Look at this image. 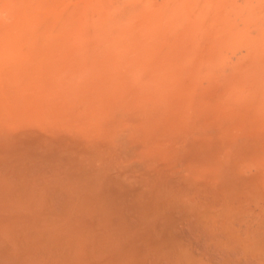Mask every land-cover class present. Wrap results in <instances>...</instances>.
I'll use <instances>...</instances> for the list:
<instances>
[{
	"label": "rangeland",
	"instance_id": "obj_1",
	"mask_svg": "<svg viewBox=\"0 0 264 264\" xmlns=\"http://www.w3.org/2000/svg\"><path fill=\"white\" fill-rule=\"evenodd\" d=\"M16 1L17 0H13V1L12 0H7V1L0 0V13L4 9V13H3L4 15L2 14V16L4 17L5 11L8 10L7 12L9 14L11 13L9 15L10 18H12L11 16H13L14 18L11 20L12 25H10L11 24L10 19L9 18L6 19L7 15L3 18L4 20L0 16L2 19L0 21L3 22L0 24V26L3 25L0 28V32L2 31L0 34V46H1V49L3 50V52H1V49H0V52H1L0 53V63H1L0 70L2 66L3 67H5V65L7 66V68L6 67L3 68L0 72L1 74L0 80H1V83L6 82V84L9 83V85H11L10 87H8L9 85L6 86L5 84H3L4 87L0 88L1 91L2 89H5L4 96L2 94L3 91L0 93V107H1L0 108V117H1L0 121L2 119L4 120L0 122V126L2 125L3 127L7 125L6 127L2 129L0 128V138L1 139H3L4 137L10 138L7 140V142L6 140L3 141V144H5V142L7 143L4 146L2 145L0 141L1 143L0 161L2 160L1 163L4 161L3 163L7 165V168L10 169L11 166L8 165V160L7 159L3 160V159L6 158L7 155H8V158L11 156L10 157L11 162L13 159V161H15L16 164L9 162L10 165L12 166L13 164L14 166L17 165L19 170L23 169V172L25 169L26 175L28 174L26 170L29 171V167H30V165L29 167L27 165L29 164V162L32 161L33 170H31L32 169V166H31L29 174H28L30 175V177L33 176V174L34 175L37 174L34 177H37L38 174L40 175L41 173H38L39 169L40 171H43L45 178L48 177L47 181L51 177L52 174L53 175L57 174L54 176L55 178L54 181L57 182L56 180H59L57 183H59V185H62L60 186L61 189L64 186V184L65 185L67 184L66 182L68 181H70L68 185L70 184L69 186L71 187L72 190L78 189L77 186L80 185L79 193L81 195H83L82 193L84 194L86 193L85 196L83 195L86 199L85 198L83 199L82 197L83 201L81 203V206L83 208L86 207L85 204L90 209L91 206H93L94 204L98 203L97 205H99V203L102 202L100 203V205L102 204L101 208L102 206H104L106 207L105 210H107V211H104L103 208L102 210L99 205L101 212L99 208H98L99 210L98 213L96 211L92 212V213H95L93 214V216L98 215L92 219L89 218L90 210L88 212L89 215L86 214L87 212L84 213L86 214L85 215L86 217L84 215L80 217V214L77 215V213L73 212L75 216H72V218L70 219L71 220L73 219V220L71 221L69 219V221L71 222V227H75V231L71 229V233H69V235L72 234L73 237L75 238H73L71 235L70 239L68 240L66 239L64 242L58 244L57 247H60V248H58V250L55 251L57 252L56 255L58 256V253H59V256H60V257L56 256L57 258L56 260H58V264H62V263L67 264V260H68V264H72L73 262H75L74 264H78V261L80 260H83L84 264L85 263L87 264L88 263L89 264H109V263L111 264H136V262L137 264L138 262L139 264H264V110H263L264 108H262V116H260V113H261L260 107L262 105V99L261 98L259 99V102L261 101V105L260 103H258V101H256L257 95L261 96L262 92L260 94L259 93L260 90L256 91L255 90L256 88H254L255 91L250 92L248 89L252 90L253 88L251 87V84L247 81L243 83L242 82L239 83L238 80H240L241 75H238L237 70H236L237 69L236 66L238 65V63H236V61H233L234 59H232V61L229 60V62H227L226 65L217 67V69L213 71L212 69L210 71L207 70L208 73L204 67V71H202L204 76L202 75V73H201L202 75L201 76L200 72H198V71L203 70V66L201 63L203 62L205 65L206 64L205 61H209L212 58V56L214 57L215 54H218L216 50H214V52L213 50L210 51L209 49V44L211 43L210 40L208 38L205 39L204 37L202 39H199V41L195 40L196 41L195 43V41H193L194 39L192 38L189 39V35L184 34V33H183V37L181 38L179 36L178 38L177 37L174 38L173 35H170L171 37L173 36L171 40L168 39L170 38L169 35H165L167 42L168 41L174 42V44L173 43L170 44L171 47H168L169 44L167 45L165 38L163 39L164 34L160 33L162 36H160L159 34L158 35L159 39H158L157 34L155 35L154 32H152L153 33L152 36L148 35L150 37L149 41L148 40L145 41L146 38H144V35H143L144 32L142 33V29H141L144 25V23L142 25L141 22H143L142 20L144 19H142V16H140L139 13H138V17L136 14V17L133 18L134 11L132 9H134L135 4L134 6H131L129 0H121V1L120 0H115V1L105 0L106 3L103 0L102 4L104 6V3H105V12L107 14V16H105L106 18H104V21L105 22L107 21V23H104V28H102V33L100 35V37L102 36L103 38V43L101 42V39L94 38L96 36V34L94 33H91L85 36L84 39H82V37L80 38L78 37V40H76L77 36H72L69 34L66 36L68 37L70 36V38L72 37L74 39L76 37L75 39V42H77L76 44L74 42V39L72 40L74 43L73 47H72L73 43L71 44V39L69 38L70 41H68L69 42L68 43L66 41L68 37L65 36L64 39H61V40L57 39L54 41L52 47L55 49V51L52 52V50H50V52H52L53 54L50 53L49 51L48 53L45 51L47 53L46 54L45 52H41V50L38 49L39 43L33 46V44L36 43L35 41L36 38L35 39L31 38L32 39L31 41L30 33H28V36L26 34L27 33L26 30L30 32L28 30V25L30 24V21H31L30 18L26 20L27 26L22 25V24H25L24 16L26 15V12L24 11L26 10L27 6H28L27 11H28L29 1L27 0V4H28L27 6L26 4H24L25 0L21 1L22 2L21 6L24 9V10L21 9L22 7L20 8V13L21 11L22 13L24 12L22 16L24 20L23 21L20 20L22 24L19 22V20L18 22L16 21V18H18V15H19V9L18 11L15 10V6H16V9L17 7L19 8L20 6L16 4ZM7 2L9 3L8 5L6 4ZM47 2L48 1L46 0L45 1L46 4L43 3L44 7L48 6ZM18 3L21 4L19 1ZM2 4H3V7L1 8ZM23 4L25 5V7ZM69 4L70 6L73 7L72 2ZM139 5H140V8L142 9L141 4ZM161 5L162 4H160L157 8H159ZM163 6L165 10L168 9L166 5H162L159 9L160 10L164 9L162 8ZM12 7L13 9L11 10ZM124 7L126 8L124 9ZM140 8L138 7L136 10L139 11L141 10ZM13 10L16 11L15 15H12L14 14ZM41 10H42V7H41ZM122 10L123 11L125 10V11L122 12ZM30 12L32 14V7H31ZM121 13L122 14L124 13V15H121ZM28 20L30 21L27 22ZM137 20H139V22ZM16 22L18 25L16 24ZM122 23H124V25ZM13 24L15 26L14 28H16L17 30H18V27L19 29L21 28L22 30L23 29L22 26H24L25 29H23V32L20 30L22 33L19 30L14 33L15 29L11 28V26L13 27ZM134 25H135V28H134ZM3 27H6V28H3ZM8 28L10 29L8 30ZM128 30L130 33L128 32ZM8 31L10 32L9 34H8ZM12 31L14 35L12 34ZM24 32H25V35H24ZM10 34H12L11 37H8V35L10 36ZM17 34L19 35L17 36ZM97 35L99 37V34ZM153 35L155 36L153 37ZM184 36H186L187 39ZM139 37H140V40H139ZM11 38L13 39L11 40ZM134 39H136V41ZM174 39H177V41L176 40L174 41ZM8 40L10 44L7 43ZM79 40L81 41V43L79 42ZM105 40H107L108 42L112 41L113 44L111 45L110 44L111 42L108 44V42ZM204 41H205L204 45L203 43H200ZM106 42H107L108 49L106 50V52H104V50L106 49L105 47ZM148 42L149 43L152 42V43H150L149 46L147 47L146 44H148ZM128 43L129 45H127ZM165 43L168 47V49L166 48V51H164L165 48H163ZM69 44L71 48H69ZM155 44H157V46H155ZM153 45L157 47L156 50H154L155 48L153 49L154 47ZM195 45L197 46V48ZM7 46L9 47L7 48ZM30 46L32 47V49L30 48ZM182 46L183 48L185 47V49L181 48ZM26 47H29V48L27 49ZM101 47H102V50H101ZM174 48L176 49L174 50ZM10 49L12 51H10ZM130 49H131V52H130ZM148 49H149V53H148ZM35 50H36V53H35ZM37 50L40 52L38 53ZM62 50L64 51V53ZM204 50H208V52H210L209 53L210 55L208 54V52L206 51L204 52ZM8 51L11 52V57H10V52ZM144 51L146 52L144 53ZM155 51L159 52V54L158 52L156 53V56L154 55ZM199 51L200 53L201 52L202 53L200 54ZM143 53L145 55L148 53L146 57L148 55L149 57L154 55V58L161 57L160 60L162 61L166 60L165 61L166 63L164 62L165 63L164 68L158 70V73H159L158 77L160 76L162 77L163 79V81L161 79L162 82L159 83L158 79L160 78H158L157 76H155L157 79L156 78L152 79V77L154 76L153 74L157 75L156 74L157 72L156 73L154 72V70L156 71L157 66L155 67L153 65L155 69L154 70L151 69V66H149V65H152L151 62L149 63V65H146L147 66L146 67L145 61L144 62L142 61V65L139 68V72L137 75H135L137 72H134L135 68L133 65L136 64V62L137 63L141 62V61H137L136 59L137 58L139 59L141 56L143 58V55H144ZM6 54H8L9 59L7 57L5 58ZM139 54H140V57H139ZM232 54L233 53H231L230 55L232 56ZM24 55L26 56V58ZM105 56H106V59H105ZM112 56H113V59H112ZM178 57H180V60L182 58L183 63L181 61H178ZM22 58L24 59L22 60ZM186 58H187V61H186ZM188 58H190V60L191 59L193 60L190 61L188 60ZM20 59H21V64L20 62L18 63L17 61V60L20 61ZM40 59H42V61H39ZM43 61L45 62L47 61L46 64ZM148 61H150L149 58H148ZM193 61H196V63H193ZM112 62H113V67L111 66ZM190 62L192 64H190ZM260 62L261 61L257 62L255 59V62H252V63L253 64L258 63V65L260 66L259 64ZM262 62H261V65H262ZM250 63L247 64V67L253 66V65H250ZM162 64L163 63L161 62L160 65ZM114 65H117V67ZM258 65H256V67ZM188 66L191 68H189ZM224 66H226V68ZM229 66L232 67V69L229 68ZM8 67H9V73L7 72ZM43 67L45 68V71ZM91 67L93 68L91 69ZM105 67H107V69ZM167 67H169V69ZM133 68L134 70H132ZM125 69L127 72L124 71ZM219 69L222 72L219 71ZM227 70L229 71L228 73H230V75L227 73ZM112 71L113 73L111 74ZM136 71H138V69ZM131 72L132 73L134 72V74H132ZM213 72L216 75L213 74ZM231 72L232 73L234 72V75L231 74ZM106 73L108 74V76ZM140 73H141V77L145 76L143 80L141 79V77L138 78V75L140 76ZM2 74L3 76L5 75V80H2L3 79ZM12 74L14 75L15 79L13 78ZM225 74H226V78L224 77ZM89 75L90 77H88ZM220 75H223V77L225 78V81L222 80L223 83L221 81L222 77L220 78ZM8 76L10 77L9 79H8ZM133 76H135L134 77L135 80L133 79ZM166 76L168 78H166ZM213 76H216V77H213ZM11 77L13 80H15L12 83H11L12 81ZM101 77H103L104 79L103 78L101 79ZM113 77H114V81H113ZM121 77H122V81H121ZM203 77H206V79ZM228 77H230V79ZM116 78L120 79V80L118 79V84H117ZM136 78H138L139 81ZM214 78L215 80L217 78V83H215ZM6 79L8 80L6 81ZM20 80L22 83L20 82ZM145 81L146 83H144ZM227 81L232 82L233 86L235 85V82H237L236 83L237 85L239 84L244 85L243 88L246 89L244 90L245 93L241 92L237 94V97L239 96L238 99L236 98V96L235 97L233 96L235 99H237V100H234V98L230 95L231 93L230 90L232 89L233 86L232 85L230 86L231 89L229 87L227 88V84H228ZM17 83L20 84L19 87ZM137 83L138 84L140 83V84L138 85ZM127 84L129 86H127ZM152 84H153V87H151ZM145 85L147 87H145ZM148 86L150 87L148 88ZM252 86H254V84H252ZM0 87H2L1 84H0ZM15 87H16L15 89L16 92L17 90L19 91L17 95L15 94L14 89H13ZM21 88H22V92H20L19 90ZM164 90H166L167 92L166 94H164L165 93ZM223 93H225V95H223L222 97ZM13 94H15V96ZM224 96L232 97L233 100L231 99L230 101L229 98H227V100L223 99L225 98ZM253 96H255V98ZM18 97L20 98L19 100H18ZM263 97H264V94H263ZM68 98L69 100H67ZM239 98L243 99L242 103L240 102ZM244 99L246 101H244ZM167 101L169 102V104ZM20 102L21 103L23 102L22 105ZM62 102L64 106L61 104ZM8 103H11L10 109H9ZM55 103L57 104V106L55 105ZM263 103H264V99H263ZM258 105H259V108L257 109ZM13 106H14V110L11 109L13 108ZM169 106L171 109L169 108ZM15 108L17 109L19 108V110L22 109V111H17V109ZM4 109H5V112H4ZM7 110L12 111V113L10 112L11 115L10 113L7 112ZM256 110L258 111L257 113L255 112ZM181 113L183 115H181ZM7 114L10 116V119L7 118L9 117ZM14 114L16 116L12 117L14 116ZM18 115H19V119L17 117ZM5 119L9 121L5 122ZM12 120L14 121L13 123H12ZM3 122H4V125H3ZM6 128H7L8 133L6 132ZM17 129L19 132L16 131ZM15 131L17 132V134ZM5 132H6V136L4 135ZM64 136H66V138ZM38 138H41V139H38ZM48 139L53 140V142H51V145L49 144ZM8 141L10 142L13 141V142L9 143ZM73 143L74 145H72ZM6 145L8 146L6 147ZM35 146H36V152L39 150L37 152L38 155L36 154L34 150ZM40 148L48 149V151H50V153H48V156L50 154L51 155L53 154L52 157L53 156L54 157L52 158V163L54 167H52V164L50 161L51 155L49 157H47V154L44 156V153H47V150L45 149L46 152L43 153L44 151L43 149L42 155L44 157H42L40 153ZM32 152H35V154L37 155V157L36 155L35 157L37 159L34 158V154ZM52 152H54L55 154ZM31 153L33 156L32 158H31ZM97 153H99V156L97 155ZM38 156H41L42 158H44L45 162L42 161V158ZM105 156H108V158L106 157V161L104 158ZM93 157L96 158L97 160L94 159ZM46 158L48 159L47 162H46ZM34 159L36 160L39 159L41 160L42 163H40L39 161L40 164H38L36 160ZM79 159L81 160L82 163L84 162V165H81L82 163L79 161ZM17 160L20 163H18ZM86 160H89V161L93 160V162H89ZM57 161H60V163ZM25 162L26 164L27 163L28 164L27 165L24 164ZM86 162H88L89 164L87 165ZM114 162L116 165H114ZM3 163L0 165V169ZM22 163L23 165H21ZM47 163H49L48 166H46ZM85 165H86V168H85ZM109 165L110 166L113 165V166L110 167ZM102 166L104 167V169ZM107 166L108 168H106ZM40 167H43L42 170ZM13 168L15 169V167H12V169ZM47 168H49V171L47 170ZM83 168L87 170H84ZM96 168L98 169L102 168L103 171L102 170L101 171L103 173L106 171L108 173L107 174L108 176L111 174L110 177L107 176L106 183L101 182L100 185L98 184L99 187L98 185H94V186L89 185L91 182L97 183V181L95 180L96 179L98 180L99 176L96 177V175L94 174V170H96ZM12 169L11 171L13 172V175H14L15 170L13 171ZM37 169H38V172L35 174ZM3 170L5 172V169ZM82 170L84 172H82ZM48 172H51V175H49L50 173ZM90 172H92V174ZM19 173L20 172H18V175ZM99 173L101 172L99 171ZM2 174H3V171H2ZM2 174L0 173L1 176ZM96 174L98 175V171H96ZM9 175H10V171L9 173L6 172L5 178ZM18 175H16L15 173L14 178L19 177ZM53 175H52V178H53ZM103 175L106 176V174H103ZM103 175L101 176V178L103 177ZM20 176H21V173H20ZM24 176L25 174L21 176V178L23 179ZM8 178L10 179V177ZM12 178L13 177L11 176L10 181L12 180ZM14 178H13V182L11 181L12 184H14ZM24 178H26V176ZM115 178L117 179V181L115 180ZM120 178H122V180ZM3 179L1 178L0 181ZM7 179L6 181L8 182ZM16 179H15V183H16ZM39 179L41 181L40 177ZM18 180H20V177ZM36 180H35V183H36ZM29 181L30 179L28 180V182ZM47 181H45L46 184H47ZM52 181L53 179L48 183L47 186H49ZM120 181H121V184L123 183L122 185L120 184ZM4 182H5V179H4ZM81 182L83 183V186H81L82 185ZM8 183H6L7 186H8ZM19 183L20 181L19 182L17 181L16 185H18ZM53 183L54 182H52V186H53ZM85 183L88 186H85ZM26 184L27 182H25L24 184L25 191H26V188H25ZM38 184L40 186H43L41 185V182ZM146 184L148 186H146ZM102 185L104 186L103 188H102ZM151 185L154 186L153 189ZM0 186L3 187L4 185L2 186L1 184ZM31 187H34V185L33 186L30 185V188ZM91 188H94V189H91ZM147 188L149 190H147ZM12 189L9 190V193L11 194H13ZM36 189H37V186H36ZM28 190L30 192L34 191L30 189ZM91 190L93 191V193L91 192ZM125 190H127L126 193L124 192ZM134 190H135V193H134ZM161 190L163 192H161ZM97 191L98 193H101L103 191V197L101 196L102 199L100 198V196L98 198L99 194L98 195L95 194ZM111 191L112 192L114 191V193L112 194ZM136 191L141 193V196ZM155 192H156V196H155ZM17 193H15V195ZM167 194L169 197L167 196ZM19 195H22V193L21 194L19 193ZM133 195L135 196L136 199L134 198ZM3 196L4 195H2V197ZM8 196H9V199L7 203H9L10 201V195L8 194ZM143 197H144L145 202L143 201ZM148 197H149L150 203L148 202ZM150 198L152 200H150ZM92 199L95 202H93ZM19 200L17 203H15V205H14V202H13V205H11L10 203L11 208L10 207L7 208V206H9V204H7L5 206L7 210L2 209L4 208V206L0 207V225H1L2 220H3V223H2L3 225L6 223L4 227L3 225L2 227L0 226V231L2 233V231L4 230L5 235H6L5 232L8 230L7 228L9 227L10 223L12 227H13L14 222L15 224L20 225V226L24 225L22 224L23 222H21V221H24V218L21 217L23 216L22 211L20 212V214H22L20 215L21 221L20 219L17 220L19 213H17L16 215V211H14V214L13 212L10 211L11 212L10 213L8 211L9 208L10 210L12 209V206H14L15 208L17 207V205L18 206L21 205V203L19 202L20 201L22 202V200L20 201ZM85 200L88 202H86ZM177 200L181 201L182 203H180L179 201L176 202ZM1 201L3 203L4 201L6 202L7 201L6 197H5V200L1 199ZM1 201H0V204H1ZM160 201L162 204L160 203ZM90 202L93 203L91 206L89 204ZM104 202H107V203H104ZM3 203L2 205H4ZM152 203H153L152 205L153 207H151ZM168 203L171 205V207L170 205H168ZM177 203H178V206H177ZM131 204L132 206H130ZM58 205L59 207L57 211L60 210V207L65 208V204L60 205V202H59ZM97 205L93 206V207L96 206V210L98 207ZM109 207H114V208L111 210L109 209ZM130 207L133 208L132 211H130ZM126 208H128L129 211ZM17 210L19 212L18 208ZM119 211L122 213H120ZM64 212H65L64 210L57 212L59 213V215L57 214V216L59 217L61 216L60 218L58 217L59 218L58 220L62 219ZM143 212L145 216L143 215ZM147 213H148V218H147ZM101 214L102 216H100ZM131 214L133 217L131 216ZM137 214H140V215L137 216ZM154 214H156L157 217ZM15 215L17 216L16 220H13V218H15ZM149 215H150V218H149ZM140 217L142 218V220L140 219ZM158 217L162 219H159ZM54 218L56 219V216ZM93 219H94L93 222L96 223L95 226H97V224L99 223V221H95V219L100 220V223H102L101 221H103L104 224H101L102 226H99V227L97 226L98 230H96L97 228L94 227L93 222H92L93 226H91V221ZM112 219L114 220V224L112 222L113 225L112 224L110 226L105 225V223H109V221ZM127 219L129 221H127ZM145 219L146 221L148 220L149 221L144 223ZM157 219H158V222H157ZM6 221H8L9 224ZM65 221H68V219L65 218ZM73 221H75V223L72 224ZM149 222L150 223L153 222V225L151 226ZM164 222H165V226H164ZM66 224H63L62 228L66 229L64 227L66 226ZM82 224H86V228L91 230V231H88L89 233L92 232L91 236L94 234L93 235L94 237L92 236V239H91L92 241L90 240V237H89L90 235L88 234V232H87V235L89 236H87L84 233L87 230L83 231ZM134 224H135V227H134ZM143 224L148 228V229H145L146 232H148L150 229V231L148 232L149 235L148 233L146 234L145 231L143 230V228H146L145 226L143 227ZM78 225H80L79 228L81 230L77 228ZM20 226H18L17 228H20ZM130 226L132 229L130 228ZM153 226L155 227L154 231L152 229ZM158 226L160 227V231H158L159 230ZM166 226L168 227V229ZM23 227H25V225ZM83 228L85 229V226ZM92 228L94 229L93 230L94 232L92 231ZM140 228H142V230ZM11 229L9 228L10 231ZM156 230L158 231L159 236H157ZM103 231L105 233H103ZM13 232H15V230H13ZM154 232L156 235L153 234ZM77 233H79V235ZM83 233H84L85 238L88 239L87 243H85L86 239L84 238V236L82 237ZM95 233L96 234L98 233V234L95 235ZM99 233L105 235V237L107 238L105 237H104L105 239L102 238L99 235ZM139 233L141 234L140 238L138 237ZM16 234L18 233L16 232L15 235ZM143 234L146 235V237H144ZM110 236L114 238L112 239L113 242L111 241ZM151 236H153L154 240L151 238ZM1 237L2 236L0 235V238ZM148 237L151 238L150 241ZM4 238H7V237L4 236ZM83 238L85 239V241ZM93 238H96V239L93 240ZM133 238H135L136 241L135 240L133 241ZM77 239L79 240L77 241ZM107 239L110 243V247H109V243ZM130 239H131V242H130ZM162 240H164L165 245H162L161 247V244L163 242ZM6 242L3 241V239H0V248L2 245L3 247H5V249L7 248L8 250L9 245H10L11 253L9 252V250H8V254H7V251L6 253H4L5 250L2 247L4 251H1V254H0V257L2 256L0 259V264H27L28 262L31 264V262L32 263L38 262L37 257L36 259H34V258H31V255L29 256L30 252L27 254V250L25 249L22 250L21 247L18 248L17 241H16L17 244L15 243L16 244L15 245L12 240L13 243L9 242L8 247L5 246ZM68 242H71V244L70 243L68 244ZM132 242L133 243L135 242V243L133 244ZM152 242L153 244L156 245V247H154ZM149 243H150V247H149ZM81 244L83 245L82 246L83 248L79 247L81 246ZM122 244L124 245L122 246ZM106 245L108 248L106 247ZM132 245L135 246L136 249L135 247L133 248ZM128 246H130V248ZM131 246L136 252L131 250ZM138 246L139 248H137ZM141 247L143 250L141 249V253H140L141 255L139 256L138 255L140 252L139 249ZM113 248L115 250H113ZM74 249H76L77 251L76 250L74 251ZM90 249L91 251L93 250L94 251L89 252L88 250ZM16 250L18 251V253L21 252V255L17 254ZM99 250L102 251V254H101V251L99 252ZM112 250L114 253L112 252ZM43 252L42 254H40L39 263L41 262V264H43L45 262V264H47L48 262L45 260H48L49 255L47 256V259L43 260V255L44 256L46 255ZM49 252L51 254V251ZM60 252L62 253L63 256H65L64 260L62 259L63 256L61 258ZM73 252H75L76 255ZM87 252H89V254ZM108 252H110V254L107 255ZM122 252L125 254V256ZM13 253H15L17 257L15 256V254L13 255ZM110 255L111 257H109ZM5 256L7 257L5 258ZM113 256L117 258V260H115V258L113 259ZM137 256H139L137 258L139 260L137 259L135 260ZM82 257L85 259V261ZM107 259L109 260V263ZM56 264H57V261H56Z\"/></svg>",
	"mask_w": 264,
	"mask_h": 264
},
{
	"label": "bare ground",
	"instance_id": "obj_2",
	"mask_svg": "<svg viewBox=\"0 0 264 264\" xmlns=\"http://www.w3.org/2000/svg\"><path fill=\"white\" fill-rule=\"evenodd\" d=\"M5 1H7V0H5ZM13 1V0H12ZM18 1L21 3V4H19L18 3ZM22 0H17L16 1V4L17 5H20L19 6V8L17 7V9H16V6H15V10H17L18 11V9H19V15H18V18H16V21L18 22V20H19V22L22 24V22L20 21V20H24L25 19V24H22V25H24V26H27V23H26V20L27 19H29L30 18V20H28L27 22H29L30 21V24L28 25V30L30 31V32H28L27 30H26V34H27V36H28V33H30V39L32 38V39H35L36 38V43L35 44H33V46L34 45H37L38 43V45H39V48H38V46H37V48L38 49H40L41 50V52H47L48 53V51L50 52V50H52V52H54L55 51V49L52 47L53 46V43H54V41L55 40H61V39H64V37L66 36V35H72V36H77V39H76V37H75V39L76 40H78V37L80 38V37H82V39H84L85 38V36H87V35H89V34H91V33H94V34H96V36L94 37V35H93V37L94 38H98V39H101V42L103 43V38H102V36L100 37V35H101V33H102V28H104V23H107V21L105 22L104 21V18H106L105 16H107V14H106V12H105V3H106V1H108V0H104V6H103V0H47L48 2V6L47 7H44L43 6V3L44 4H46L45 3V1L46 0H28L29 2H28V4H29V9H28V11H27V8H28V4H27V0H25V2H24V4H26V6H27V8H26V10L24 11V12H26V15L24 16V19L22 18V16H23V14H24V12L22 13V11H21V13H20V8L22 7L21 5H22V2H21ZM31 1V2H30ZM34 1H35V3H34ZM115 1V0H114ZM121 1V0H120ZM3 2V1H2ZM15 2V1H14ZM73 3V7L72 6H70V4L69 3ZM119 2V1H118ZM128 2V1H127ZM129 2H130V5L131 6H134V4H135V6H134V9H132L133 11H134V16H133V18L134 17H136V14H137V17H138V13H139V15L140 16H142V19H144V20H142L143 22H141L142 23V25H143V23H144V25H143V27L141 28L142 29V33H143V35H144V38H146L145 39V41L146 40H148L149 41V39H150V35L152 36V32H154V34L156 35L157 34V37H158V39H159V34L161 33V34H164L163 35V39L165 38V35H173L174 36V38H178V36L181 38V37H183V33L184 34H187V35H189V39L190 38H192V39H194L193 41H195V40H197V41H199V39H202V38H204L205 37V39L206 38H208L209 40H210V44H209V49H210V51L211 50H213V52H214V50H216L217 52H218V54H215V56L213 57L212 56V58L209 60V61H205V65H204V63L202 62L201 63V61H200V63L202 64V66H203V70H201V71H198V72H200V75H201V73H202V71H204V67H205V70L207 71H210L211 69H212V71L213 70H215V69H217V67H220V66H223V65H226V63L227 62H229V60L230 61H232V59H234L233 61H236V63H238V67L236 66V70H237V73H238V75H241V77H240V80H238L239 81V83L240 82H245V81H247V82H249L250 84H251V87L253 88L252 90H250V89H248L250 92H252V91H259V93L261 94V92H262V94H261V96L263 97V92H264V0H129ZM34 3V4H33ZM4 4V3H3ZM3 4H2V6H1V8L3 7ZM7 5L9 4L8 2L6 3ZM15 4V5H16ZM23 4V5H24ZM41 4H42V6H41ZM120 4H121V2H120ZM136 4H138V5H136ZM139 4H141V7H142V9L140 8V5ZM160 4H162V5H166L167 6V8L168 9H166L165 10V8H164V6L162 7V8H164V9H162V10H160L159 8L162 6H160L159 8H157ZM116 5V4H115ZM119 6V5H118ZM137 6V7H136ZM5 7V6H4ZM24 7H25V5H24ZM31 7H32V14H31V12H30V10H31ZM41 7H42V10H41ZM128 7V6H127ZM140 8L141 10H136L137 8ZM9 8V7H8ZM111 8V7H110ZM118 8V7H117ZM126 7H124V9H125ZM13 9V7L11 8V10ZM21 9H23V7L21 8ZM24 10V9H23ZM109 10V9H108ZM116 10V9H115ZM130 10H131V8H130ZM129 10V11H130ZM165 10V11H164ZM8 10H6L5 11V16L7 15V17H6V19H10V25H12V22H11V20L12 19H14L13 18V16H11L12 18H10V14L7 12ZM14 11V10H13ZM114 11V10H113ZM112 11V12H113ZM121 11V10H120ZM125 11V10H124ZM123 10H122V12H124ZM10 12V11H9ZM112 12H110V13H112ZM115 12V11H114ZM136 12V13H135ZM4 13V9L1 11V13H0V16L2 17V19L5 17H3L2 16V14ZM15 13H16V11H14V14H12V15H15ZM18 13V12H17ZM116 13V12H115ZM4 15V14H3ZM121 15H124V13L122 14L121 13ZM108 16H109V14H108ZM111 16H112V14H111ZM1 17H0V20H2L1 19ZM16 17H17V15H16ZM117 19H119V18H117ZM123 19V18H122ZM139 19H141V18H139ZM4 20V19H3ZM111 20V19H110ZM114 20V19H113ZM8 21V20H7ZM115 21H117V20H115ZM122 21V20H121ZM138 22H139V20H137ZM6 22V21H5ZM9 22V21H8ZM17 22H16V24H17ZM119 22V21H118ZM1 23H3L2 21H0V24ZM14 23V22H13ZM19 23V24H20ZM120 23V22H119ZM118 23V24H119ZM125 23V22H124ZM124 23H122L123 25H124ZM15 24V23H14ZM14 24H13V27L11 26V28L12 29H15V31H14V33L16 32V31H20L21 30V28L19 29V27H18V30L16 29V28H14L15 26H14ZM8 25H9V23H8ZM18 25V24H17ZM21 25V26H22ZM1 26H3V25H1ZM1 26H0V28H1ZM5 26V25H4ZM24 26H22L23 27V29H25L24 28ZM17 27V26H16ZM122 27V26H121ZM127 27H128V25H127ZM131 27V26H130ZM3 28H6V27H3ZM134 28H135V25H134ZM10 28H8V30H9ZM23 29L21 30L22 32H23ZM68 29V30H67ZM140 30V29H139ZM183 30H184V32H183ZM186 30H188V31H186ZM6 31V30H5ZM4 31V32H5ZM20 31V32H21ZM131 31H132V29H131ZM158 31H160V32H158ZM2 32V31H1ZM1 32H0V34H1ZM21 32V33H22ZM112 32V31H111ZM128 32H129V30H128ZM187 32V33H186ZM10 32L8 31V34H9ZM19 33V32H18ZM130 33V32H129ZM6 34V33H5ZM12 34H13V31H12ZM12 34H10V36L8 35V37H11V35ZM97 34H99V37H98V35ZM137 34V33H136ZM160 34V36H162ZM14 35V34H13ZM19 34H17V36H18ZM24 35H25V32H24ZM149 35V36H148ZM155 35H153V37L155 36ZM21 36V35H20ZM23 36V35H22ZM114 36V35H113ZM146 36V37H145ZM172 36V37H173ZM14 37V36H13ZM24 37V36H23ZM66 37H68V36H66ZM90 37H92V36H90ZM136 37V36H135ZM149 37V38H148ZM172 37L170 36V38H168V39H172ZM184 37H186V36H184ZM18 38V37H17ZM69 38H70V36L67 38V42L68 41H70L69 40ZM138 38V37H137ZM162 38V37H161ZM179 38V39H180ZM13 38H11V40H12ZM32 39H31V41H32ZM66 39V38H65ZM71 39V44L73 43V39L74 38H70ZM75 39H74V42H75ZM152 39V38H151ZM186 39H187V37H186ZM19 40V39H18ZM38 40V41H37ZM89 40V39H88ZM135 41H136V39H134ZM139 40H140V37H139ZM144 40V39H143ZM165 40H166V38H165ZM177 41V39H174V41ZM181 40V39H180ZM84 41V40H83ZM105 41H107V40H105ZM152 41H154V40H152ZM158 41V40H157ZM184 41V40H183ZM206 41V40H205ZM205 41L204 42H200V43H203V45H204V43H205ZM13 42V41H12ZM34 42V41H33ZM62 42V41H61ZM79 42L81 43V41L79 40ZM108 42V41H107ZM107 42H106V49L104 50V52H106V50L108 49L107 48ZM111 42V43H110ZM110 42H108V44L110 43L111 45L113 44L112 43V41H110ZM131 42V41H130ZM160 42V41H159ZM190 42V41H189ZM188 42V43H189ZM208 42V41H207ZM8 44H10L9 43V40H8V42H7ZM14 43V42H13ZM24 43V42H23ZM56 43V42H55ZM69 43V42H68ZM77 42H75V44H76ZM91 43H92V41H91ZM147 43V42H146ZM145 43V44H146ZM150 43H152V42H150ZM149 42H148V44H146V46L148 47L149 46V44H150ZM166 43H167V45L169 44V46L168 47H171L170 46V44L171 43H173L174 44V42H167V40H166ZM166 43H165V45H164V47L163 48H165V50L164 51H166V48L168 49V47H167V45H166ZM195 43H196V41H195ZM209 43V42H208ZM63 44V43H62ZM61 44V45H62ZM87 44V43H86ZM101 44V43H100ZM126 44V43H125ZM199 44V43H198ZM6 45V44H5ZM25 45V44H24ZM32 45V44H31ZM110 45V46H111ZM127 45H129V43L127 44ZM127 45H126V47H127ZM208 45V44H207ZM74 46V43H73V45H72V47ZM110 46H109V48H110ZM124 46V45H123ZM154 46V45H153ZM155 46H157V44H155ZM153 47V49L154 50H156L157 49V47ZM174 46V45H173ZM180 46V45H179ZM191 46V45H190ZM196 46V45H195ZM9 46H7V48H8ZM58 47V46H57ZM90 47H91V45H90ZM103 47V46H102ZM102 47H101V50H102ZM145 47V46H144ZM175 47V46H174ZM10 48H11V46H10ZM14 48V47H13ZM23 48H24V46H23ZM27 49L29 48V47H26ZM30 48L32 49V47L30 46ZM52 48V49H51ZM67 48H68V46H67ZM69 48H71L70 47V44H69ZM124 48V47H123ZM138 48V47H137ZM162 48V49H163ZM181 48H183V46L181 47ZM196 48H197V46H196ZM0 49H1V46H0ZM5 49V48H4ZM97 49V48H96ZM116 49V48H115ZM176 48H174V50H175ZM183 49H185V47L183 48ZM190 49V48H189ZM192 49H193V47H192ZM218 49V50H217ZM8 50V49H7ZM142 50H143V48H142ZM6 51V50H5ZM10 51H12L11 49H10ZM10 51H8V52H10ZM14 51V50H13ZM63 51V50H62ZM61 51V52H62ZM71 51V50H70ZM111 51V50H110ZM208 52V50H204V52ZM216 51H215V53H216ZM226 51V52H225ZM1 52H3V50L1 49ZM0 52V53H1ZM37 52L39 53L40 51H38L37 50ZM45 52V53H46ZM52 52H50V53H52ZM90 52V51H89ZM103 52V51H102ZM114 52V51H113ZM121 52V51H120ZM130 52H131V49H130ZM146 51H144V53H145ZM153 52V51H152ZM158 51H155V56H156V53H157ZM186 52V51H185ZM231 54V53H233L232 54V56L229 54V53ZM13 53V52H12ZM20 53V52H19ZM18 53V54H19ZM35 53H36V50H35ZM35 53H34V55H35ZM44 53V54H45ZM46 53V54H47ZM63 53H64V51H63ZM68 53V52H67ZM72 53V52H71ZM84 53V52H83ZM88 53V52H87ZM129 53V52H128ZM133 53V52H132ZM142 53V52H141ZM143 53V54H144ZM148 53H149V49H148ZM147 53V54H148ZM178 53V52H177ZM199 53H200V51H199ZM202 53V52H201ZM200 53V54H201ZM210 52H208V54H209ZM5 54V53H4ZM41 54V53H40ZM53 54V53H52ZM52 54H51V56H52ZM78 54H79V52H78ZM85 54V53H84ZM101 54V53H100ZM146 54V55H147ZM158 54H159V52H158ZM157 54V55H158ZM168 54V53H167ZM228 54V55H227ZM13 55V54H12ZM106 55H107V53H106ZM124 55V54H123ZM134 55V54H133ZM146 55L144 54L143 55V58H142V56L140 57V54H139V59L137 58H135L137 61H141V62H136V64H134L133 66H134V68H135V70H134V68L132 69V70H134V72H137L135 75H137L138 74V72H139V68L141 67V65H142V61L144 62L145 61V66L146 65H149V63L151 62L152 63V65H149V66H151V69H155V67L157 68L156 69V71L154 70V72L157 74V75H155V74H153L154 76L152 77V79L153 78H156L155 76H159V73H158V70H160V69H162V68H164V65H165V61H162V60H160V58L161 57H156V58H154V55H152V56H150L149 57V55L146 57ZM176 55V54H175ZM185 55V54H184ZM195 55V54H194ZM210 55V54H209ZM213 55V54H212ZM230 55V56H229ZM21 56H23V55H21ZM25 56V55H24ZM37 56V55H36ZM56 56V55H55ZM111 56V55H110ZM114 56V55H113ZM113 56H112V59H113ZM136 56V55H135ZM189 56H190V54H189ZM2 57H3V55H2ZM8 58L9 59V57H8V54H6L5 55V58ZM10 57H11V52H10ZM20 57V56H19ZM35 57V56H34ZM45 57V56H44ZM54 57V56H53ZM66 57V56H65ZM64 57V58H65ZM92 57V56H91ZM125 57V56H124ZM163 57V56H162ZM174 57V56H173ZM200 57V56H199ZM25 58H26V56H25ZM40 58V57H39ZM42 58H43V56H42ZM51 58V57H50ZM108 58H110V57H108ZM123 58V57H122ZM145 58H146V60L148 61V58H149V60L150 61H148V63H147V61L145 60ZM193 58V57H192ZM201 58V57H200ZM230 58V59H229ZM2 59V58H1ZM17 59V58H16ZM24 58H22V60H23ZM105 59H106V56H105ZM117 59V58H116ZM153 61H152V60ZM255 59H256V61L257 62H259V61H261L262 62V60H263V62H262V65H261V62L259 63L260 64V66L258 65V63L257 64H253L252 62H255ZM259 59V60H258ZM261 59V60H260ZM3 60V59H2ZM31 60V59H30ZM45 60V59H44ZM85 60V59H84ZM90 60H91V58H90ZM101 60V59H100ZM188 60H190V58H188ZM191 60H193V59H191ZM190 60V61H191ZM199 60V59H198ZM202 60V59H201ZM5 61V60H4ZM18 61V63L20 62V64H21V59H20V61L19 60H17ZM39 61H42V59H40ZM38 61V62H39ZM94 61H95V59H94ZM178 61H181L182 63H183V61H182V58H181V60H180V57H178ZM186 61H187V58H186ZM204 61V60H203ZM250 61H251V63H250ZM6 62V61H5ZM9 62H10V60H9ZM27 62V61H26ZM29 62V61H28ZM32 62V61H31ZM43 62H45V61H43ZM47 62V61H46ZM46 62H45V64H46ZM51 62V61H50ZM52 62H54V61H52ZM89 62V61H88ZM93 62V61H92ZM109 62V61H108ZM122 62V61H121ZM161 62L163 63L162 65H160L161 64ZM165 62V63H164ZM198 62V61H197ZM106 63H107V61H106ZM160 63V64H159ZM179 63V62H178ZM186 63V62H185ZM193 63H196V61H193ZM199 63V64H200ZM232 63V62H231ZM248 63H250V65H253L252 67H247V64ZM1 64V63H0ZM13 64V63H12ZM53 64V63H52ZM83 64V63H82ZM94 64V63H93ZM118 64V63H117ZM190 64H192L191 62H190ZM235 64V63H234ZM3 65V64H2ZM36 65V64H35ZM84 65V64H83ZM99 65V64H98ZM153 65L155 66V67H153ZM179 65V64H178ZM256 65H258L257 67H256ZM53 66V65H52ZM62 66V65H61ZM91 66H93V65H91ZM95 66H96V64H95ZM111 66L113 67V62H112V64H111ZM114 66H116L117 67V65H114ZM123 66V65H122ZM125 66V65H124ZM148 66V67H149ZM182 66V65H181ZM232 66V65H231ZM234 66V65H233ZM262 66V67H261ZM5 67L7 68V66L5 65ZM5 67H1V70L3 69V68H5ZM14 67H16V66H14ZM36 67V66H35ZM45 67V66H44ZM43 67V69H44V71H45V68ZM51 67V66H50ZM147 67V66H146ZM189 67V66H188ZM187 67V68H188ZM193 67V66H192ZM195 67V66H194ZM225 68H226V66H224ZM223 67V68H224ZM70 68V67H69ZM93 67H91V69H92ZM106 69H107V67H105ZM168 69H169V67H167ZM166 68V69H167ZM189 68H191V67H189ZM229 68H231L232 69V67H230L229 66ZM109 69V68H108ZM138 69V71H136ZM235 69V68H234ZM244 69V70H243ZM1 70H0V72H1ZM86 70V69H85ZM146 70V69H145ZM152 70V71H153ZM4 71V70H3ZM103 71H104V69H103ZM106 71V70H105ZM124 71H126V69L124 70ZM131 71V70H130ZM130 71H129V73H130ZM148 71V70H147ZM149 71H150V69H149ZM208 71H207V73H208ZM219 71H221L220 69H219ZM8 73H9V67H8V71H7ZM110 72V71H109ZM121 72V71H120ZM120 72H119V74H120ZM127 72V71H126ZM134 72L132 73V74H134ZM145 72V71H144ZM143 72V73H144ZM222 72V71H221ZM229 71L227 70V73H228ZM239 72H240V74H239ZM243 74H242V73ZM245 72V73H244ZM4 73V72H3ZM46 73H47V71H46ZM49 73V72H48ZM113 73V71L111 72V74ZM146 73V72H145ZM152 73V72H151ZM150 73V74H151ZM175 73V72H174ZM215 73H216V71H215ZM214 72H213V74H215ZM226 73V74H227ZM97 74H98V72H97ZM100 74H102V73H100ZM107 74V73H106ZM123 74V73H122ZM149 74V75H150ZM176 74V73H175ZM221 74V73H220ZM226 74H225V78H226ZM229 75H230V73H228ZM231 74H233L234 75V72L232 73L231 72ZM235 74H236V72H235ZM9 75H11V74H9ZM13 75V74H12ZM125 75H126V73H125ZM182 75V74H181ZM200 75H199V77H200ZM202 75L204 76V74L202 73ZM201 75V76H202ZM216 75V74H215ZM223 75H224V73H223ZM223 75H220V78H221V81L222 80H224L225 81V78L223 77ZM228 75V76H229ZM0 76H1V74H0ZM2 76H3V74H2ZM107 76H108V74H107ZM107 76H106V78H107ZM117 76V75H116ZM115 76V77H116ZM123 76V75H122ZM130 76V75H129ZM163 76V75H162ZM22 77V76H21ZM88 77H90V75L88 76ZM99 77V76H98ZM112 77V76H111ZM132 77V76H131ZM135 76H133V79L135 80V78H134ZM137 77V76H136ZM141 77V73H140V76L138 75V78H140ZM144 77L145 76H142L141 77V79L143 80L144 79ZM149 77V76H148ZM176 77V76H175ZM183 77V76H182ZM197 77V76H196ZM213 77H216V76H213ZM235 77H236V75H235ZM2 78V77H1ZM10 77L8 76V79H9ZM13 78H14V75H13ZM40 78V77H39ZM53 78V77H52ZM100 78V77H99ZM103 77H101V79H102ZM138 78H136L137 80H138ZM158 78H160V79H158L159 80V83L160 82H162L163 81V79H162V77L160 76V77H158ZM165 78V77H164ZM166 78H168L167 76H166ZM203 78H205L206 79V77H203ZM224 78V79H223ZM229 79H230V77H228ZM232 78V77H231ZM8 79H6V81L8 80ZM11 79H12V77H11ZM15 79V78H14ZM54 79V78H53ZM104 79V78H103ZM119 79V78H118ZM118 79L116 78V81H117V84H118ZM150 79H151V77H150ZM157 79V78H156ZM161 79H162V81H161ZM2 80H5V75L3 76V79ZM18 80H19V78H18ZM90 80V79H89ZM98 80V79H97ZM120 80V79H119ZM178 80V79H177ZM214 80H215V78H214ZM13 81H15V80H13L12 79V81H11V83L13 82ZM39 81V80H38ZM45 81V80H44ZM92 81V80H91ZM113 81H114V77H113ZM121 81H122V77H121ZM129 81V80H128ZM139 81V80H138ZM165 81V80H164ZM208 81V80H207ZM10 82V81H9ZM20 82H21V80H20ZM46 82V81H45ZM87 82H88V80H87ZM134 82V81H133ZM155 82V81H154ZM228 82V81H227ZM22 83V82H21ZM66 83V82H65ZM84 83H85V81H84ZM91 83V82H90ZM101 83H102V81H101ZM109 83H111V82H109ZM144 83H146V81L144 82ZM158 83V84H159ZM215 83H217V78H216V80H215ZM222 83H223V81H222ZM237 82H235V85L233 86V83L232 82H228V84H227V88L229 87L230 89H231V85L233 86L232 87V89L230 90L231 91V93H230V95L233 97H235L236 96V98L238 99V97H237V94H239V93H245L244 92V90H246V89H244L243 88V86L244 85H241V84H239V85H237L236 84ZM0 84H1V86L2 87H0V88H3L4 87V85L3 84H5L6 86L7 85H9V83L8 84H6V82L5 83H1V80H0ZM18 84V83H17ZM40 84V83H39ZM48 84H49V82H48ZM88 84V83H87ZM116 84V83H115ZM138 84V83H137ZM140 84V83H139ZM138 84V85H139ZM157 84V83H156ZM252 84H254V86H252ZM13 85V84H12ZM19 85L20 84H18V87H19ZM126 85V84H125ZM144 85V84H143ZM154 85H155V83H154ZM172 85V84H171ZM178 85V84H177ZM226 85V84H225ZM11 85H9L8 87H10ZM22 86V85H21ZM120 86V85H119ZM127 86H129L128 84H127ZM241 86H242V88H241ZM145 87H147L146 85H145ZM150 86H148V88H149ZM151 87H153V84L151 85ZM242 89V91H241V89ZM254 88H256L255 90H254ZM7 89V88H6ZM14 89V92H15V94L17 95V93H19V91L17 90V92H16V87L15 88H13ZM157 89V88H156ZM158 89H160V88H158ZM4 90L5 89H2V91L0 90V93L2 92V94H3V96H4ZM10 90V89H9ZM12 90V89H11ZM20 90V92H22V88L21 89H19ZM121 90V89H120ZM146 90V89H145ZM148 90V89H147ZM229 90V89H228ZM263 90V91H262ZM149 91V90H148ZM165 91V93L164 94H166L167 92H166V90H164ZM11 92H13V91H11ZM159 92V91H158ZM227 93V92H226ZM15 94H13L14 96H15ZM41 94V93H40ZM65 94V93H64ZM68 94V93H67ZM66 94V95H67ZM158 94V93H157ZM160 94H161V92H160ZM22 95H23V93H22ZM21 95V96H22ZM38 95V94H37ZM83 95V94H82ZM223 95H225V93H223L222 94V97H223ZM247 95V94H246ZM255 95H256V93H255ZM39 96V95H38ZM64 96V95H63ZM261 96H259V95H257V100L256 101H258V103H260V105H261V101L259 102V99L261 98L262 99V105H261V107H260V116H262V108H264V103H263V99H264V97L262 98ZM42 97V96H41ZM83 97V96H82ZM81 97V98H82ZM225 97V96H224ZM232 97H228V96H226L225 98H223V99H226L227 100V98H229L230 99V101H231V99H232ZM233 97V98H234ZM254 98H255V96H253ZM13 98V97H12ZM16 98V97H15ZM14 98V99H15ZM37 98V97H36ZM63 98V97H62ZM84 98V97H83ZM86 98H87V96H86ZM249 98H250V96H249ZM5 99V98H4ZM3 99V100H4ZM20 98L18 97V100H19ZM23 99V98H22ZM222 99V98H221ZM237 99H235L234 98V100H237ZM240 99V98H239ZM17 100V101H18ZM67 100H69V98L67 99ZM71 100V99H70ZM166 100H167V98H166ZM233 100V99H232ZM242 100L243 99H240V102L242 103ZM5 101V100H4ZM14 101V100H13ZM38 101V100H37ZM244 101H246L245 99H244ZM15 102H16V100H15ZM14 102V103H15ZM165 102V101H164ZM168 102V101H167ZM172 102V101H171ZM21 103V102H20ZM23 103V102H22ZM22 103H21V105H22ZM244 103V102H243ZM246 103V102H245ZM5 104V103H4ZM6 104H7V102H6ZM10 104L11 103H8V105H9V109H10ZM42 104V103H41ZM63 106H64V104H63V102L61 103ZM168 104H169V102H168ZM20 105V104H19ZM55 105L57 106V104L55 103ZM176 105V104H175ZM174 105V106H175ZM47 106V105H46ZM2 107H3V105H2ZM6 107H7V105H6ZM12 107V106H11ZM35 107V106H34ZM36 107H38V106H36ZM41 107V106H40ZM173 107V106H172ZM1 108V107H0ZM44 108V107H43ZM70 108V107H69ZM68 108V109H69ZM169 108H170V106H169ZM180 108V107H179ZM183 108V107H182ZM259 108V105L257 106V109ZM6 109V108H5ZM5 109H4V112H5ZM11 109H13L14 110V106H13V108H11ZM15 109H17V108H15ZM25 109V108H24ZM171 109V108H170ZM2 110V109H1ZM39 110H41V109H39ZM45 110V109H44ZM264 110V109H263ZM17 111H22V109L21 110H19V108L17 109ZM48 111V110H47ZM175 111V110H174ZM7 112L8 113H12V111L10 110V111H8L7 110ZM256 113L258 112L257 110L255 111ZM11 113H10V115H11ZM15 113H17V112H15ZM180 113V112H179ZM183 113V112H182ZM181 113V115H183ZM5 114V113H4ZM24 114V113H23ZM44 114V113H43ZM59 114V113H58ZM2 115V114H1ZM8 115V114H7ZM22 115V114H21ZM61 115V114H60ZM258 115H259V113H258ZM9 116V115H8ZM16 115L14 114V116H12V117H15ZM65 116V115H64ZM7 117V116H6ZM18 117V119H19V115L17 116ZM1 118V117H0ZM4 118H5V116H4ZM7 118H9L10 119V116L9 117H7ZM11 119H13V118H11ZM1 121H4L3 119L1 120ZM0 121V122H1ZM8 122L9 120H6L5 119V122ZM14 121L12 120V123H13ZM10 124V123H9ZM8 124V125H9ZM62 124V123H61ZM3 125H4V122H3ZM7 126V125H6ZM6 126H3L2 127V125L0 126V128L2 129V128H4V127H6ZM9 127V126H8ZM53 127H54V125H53ZM55 128H56V126H55ZM4 130V129H3ZM26 130V129H25ZM56 130H57V128H56ZM16 131H18V129L16 130ZM15 131V132H16ZM23 131H24V129H23ZM30 131V130H29ZM55 131V130H54ZM6 132L8 133V131H7V128H6ZM6 132H5V136H6ZM19 132V131H18ZM25 132H27V131H25ZM25 132H23V133H25ZM46 132V131H45ZM4 133V132H3ZM35 133V132H34ZM44 133V132H43ZM53 133V132H52ZM13 134H14V132H13ZM16 134H17V132H16ZM49 134V133H48ZM62 136V135H61ZM60 136V137H61ZM59 137V138H60ZM65 138H66V136H64ZM13 138V137H12ZM8 139H10L9 137H7V138H3V139H1L0 138V141H1V143H2V145L4 146L5 144H7L6 142H7V140ZM38 139H41V138H38ZM70 139V138H69ZM6 140V142H5V144H3V141H5ZM44 140V139H43ZM49 140V139H48ZM64 140V139H63ZM13 141H14V139H13ZM12 141V142H13ZM45 141H47V140H45ZM9 143H12V142H10V141H8ZM43 142V141H42ZM51 142H53V140H49V144L51 145ZM68 142V141H67ZM1 143H0V148H1ZM48 143V142H47ZM46 143V144H47ZM56 143V142H55ZM31 144H32V142H31ZM53 144V143H52ZM9 145V144H8ZM8 145H6V147L8 146ZM14 145V144H13ZM48 145V144H47ZM72 145H74V143L72 144ZM76 145V144H75ZM30 146V145H29ZM32 146H33V144H32ZM65 146V145H64ZM31 147V146H30ZM79 147V146H78ZM88 147V146H87ZM63 148V147H62ZM61 148V149H62ZM77 148V147H76ZM44 149V148H43ZM43 149H41L40 148V153H41V155H42V150ZM46 149V148H45ZM45 149H44V151H43V153L44 152H46L45 151ZM60 149V150H61ZM15 150V149H14ZM34 150H35V152H36V146H35V148H34ZM47 150V153H44V156L47 154V157H49L48 156V153H50V151H48V149H46ZM20 151V150H19ZM39 151V150H38ZM37 151V152H38ZM2 152V151H1ZM35 152H32L33 154H34V158H36L37 157V155H38V153L36 152V154H35ZM98 152V151H97ZM32 153H31V158L33 157L32 156ZM52 153H54V152H52ZM61 153V152H60ZM55 154V153H54ZM35 155H36V157H35ZM53 155V154H52ZM52 155L50 156V161H51V164H52V167H54V165H53V163H52V158L54 157H52ZM97 155L99 156V153H97ZM101 155H103V154H101ZM43 155H42V157H44ZM57 156V155H56ZM61 156V155H60ZM72 156H74V155H72ZM81 156H82V154H81ZM85 156H86V154H85ZM11 157V156H10ZM10 157L8 158V155H7V157L6 158H4L3 160H5V159H7L8 160V165L9 166H11V168L9 169V168H7V165H5L3 162V165L1 166V169H0V173L2 174V171H3V174H2V176L0 175V179L2 178L3 179V177H4V179H5V182H4V179L3 180H1L0 181V185L2 184V186L4 185H6L5 187L3 186V187H1L0 186V201H1V199L3 200H5V197H6V199H7V201L5 202L4 201V203L1 201V204H0V207H3L4 206V208H2V209H6L7 210V208L8 207H10V203H11V205H13V202H14V205H15V203H17L18 202V200H19V198H20V200H22V202L20 201L19 203H21V205H17V207H15L14 208V206H12V209L10 210V208H9V212L11 211V212H13V214H14V211H16V215H17V213H19V215H18V219L17 220H19L20 219V215H22V214H20V212L22 211L23 212V216H21V217H23L24 218V221H21V219H20V221L21 222H23L22 224H24L25 225V227H23L22 225V227L20 226V225H17V224H15V222H14V224H13V227L11 226V223H10V225H9V227L7 228L8 230H9V228L11 229V227H12V229H11V231L9 230V232H8V230L5 232L6 233V235L4 234V230L2 231V233H1V231H0V235L3 237H1L0 239H3V241H7L6 242V245L5 246H7L8 247V244H9V242H12V240H13V242H14V244L16 243L17 244V242H18V244H17V247L19 248V247H21L22 248V250H27V254L30 252V254H29V256L31 255V258H34V259H36V257L38 258V262H34V263H32L31 262V264H41V262L39 263V258H40V254H42V252L44 253V254H46L45 256L43 255V260L44 259H47V256L49 255V257H48V260H45V261H47L49 264H56V261H57V264H58V260H56L57 258H56V253L57 252H55L56 250H58V248H60V247H57L58 246V244H60V243H62V242H64L66 239L68 240V239H70V236L72 235H69V233H71V229L72 230H74L75 231V227H71V222L69 221V219L70 218H72V216H75L74 215V213H77V215H79L80 214V217L81 216H85L86 214H88V212H89V210H90V212L92 213V212H94V211H96L97 213L99 212V210H100V208H101V205H100V203H102V202H100L99 203V205H100V208H99V205H97L98 203H96V204H94V205H97L98 207H97V210H96V206L95 207H93V206H91L93 203H89L90 204V206H91V208L89 209V207L85 204V206L87 207V209H86V207H82L81 206V203H82V201H83V199L85 198L84 196H85V194L84 193H82L83 195H81L80 193H79V186H77V188L78 189H76V190H72L71 189V187L68 185V183L70 182V181H68V182H66L67 184L65 185L64 184V186L62 187V189L60 188V186H62V185H59V183H57L59 180H56L57 182H55L54 181V176L55 175H57V174H55L54 172V174L55 175H53V178H52V175H51V172H48V173H50L49 175H51V177L48 179V181H47V178H45V175H44V173H43V171H40V169H39V172H38V169H37V171L35 172V174L38 172V173H41L40 175L38 174V176L37 177H34V176H36V175H34L33 174V176H31L30 177V175H28L29 174V171H30V167L32 166V169L31 170H33V163H32V161L31 162H29V164L27 165L26 164V162L24 163V164H26L28 167H29V165H30V167H29V171L28 170H26V172L28 173L27 175H28V177H27V175H26V173H25V169H24V172H23V169H21L22 170V172H21V170H19V168L17 167V165L16 166H14V164H13V166L12 165H10V163L9 162H11V159H10ZM38 157H41V156H38ZM41 157V158H42ZM89 157V156H88ZM106 157L108 158V156H105L104 158H105V161H106ZM16 158V157H15ZM29 158H30V156H29ZM84 158V157H83ZM94 158V157H93ZM101 158V157H100ZM10 159V160H9ZM17 159V158H16ZM15 159V160H16ZM21 159V158H20ZM37 159V158H36ZM36 159H34V160H36ZM94 159H96V158H94ZM84 160V159H83ZM97 160V159H96ZM2 161V160H1ZM1 161H0V163H1ZM39 161H40V163H42L41 162V160H36V162L38 163V164H40L39 163ZM42 161H44L45 162V160H44V158H42ZM48 161V159L46 158V162ZM79 161L81 162V160L79 159ZM86 161H89V160H86ZM17 162H18V160H17ZM57 162H59L60 163V161H57ZM70 162V161H69ZM72 162V161H71ZM89 162H93V160L91 161H89ZM96 162V161H95ZM99 162H100V160H99ZM108 162V161H107ZM106 162V163H107ZM1 163V164H2ZM7 163V162H6ZM11 163H15V161H13V159H12V162ZM18 163H20V162H18ZM36 163V164H37ZM58 163V164H59ZM63 163V162H62ZM82 163V162H81ZM102 163V162H101ZM109 163V162H108ZM0 164V165H1ZM16 164V163H15ZM32 164V165H31ZM74 164V163H73ZM86 164L88 165L89 163L88 162H86ZM104 164V163H103ZM102 164V165H103ZM21 165H23V163L21 164ZM49 165V163H47L46 164V166H48ZM81 165H84V162L81 164ZM93 165V164H92ZM97 165V164H96ZM114 165H116L115 164V162H114ZM62 166V165H61ZM71 166V165H70ZM74 166V165H73ZM90 166H91V164H90ZM110 166V165H109ZM113 165H111L110 167H112ZM4 167V168H3ZM12 167H15V169L13 168L12 169ZM38 167V166H37ZM84 167V166H83ZM88 167V166H87ZM94 167V166H93ZM97 167V166H96ZM103 167V166H102ZM41 168V170H42V168L43 167H40ZM49 168H51V167H49ZM49 168H47V170L49 171ZM82 168V167H81ZM85 168H86V165H85ZM106 168H108V166L106 167ZM105 168V169H106ZM117 168V167H116ZM3 169H5V172H4V170ZM11 169L14 171L15 170V172H14V175H15V173H16V175H18V172H20L21 173V176H23L24 174H25V176H26V178H24L23 177V179L21 178V176H20V173H19V177H20V180H18L19 179V177H15L14 178V175H13V172L11 171ZM84 169V168H83ZM103 169H104V167H103ZM103 169L102 168H96V170H94V174L96 175V177H98L99 176V178H98V180L96 179L95 181H97V183H88L89 185H100V183L101 182H103V183H106V178H107V172L105 171L104 173L102 172L103 171ZM18 170V171H17ZM59 170V169H58ZM71 170V169H70ZM79 170V169H78ZM84 170H87V169H84ZM102 170V171H101ZM9 171H10V175L9 176H7L6 178H5V174H6V172L7 173H9ZM54 171V170H53ZM90 171H91V169H90ZM96 171H98V175L96 174ZM99 171L101 172V173H99ZM73 172V171H72ZM76 172H77V170H76ZM75 172V173H76ZM80 172V171H79ZM82 172H84L83 170H82ZM23 173V174H22ZM91 174H92V172H90ZM111 173V172H110ZM150 173H151V171H150ZM12 174V175H11ZM82 174V173H81ZM84 174V173H83ZM101 174V175H100ZM103 174H106V176L105 175H103ZM42 175H43V177H42ZM60 175V174H59ZM103 175V177L101 178V176ZM111 175V174H110ZM110 175L108 176V177H110ZM131 175V174H130ZM11 176L14 178V184H12V182H13V178H12V182L10 181V179H11ZM90 176V175H89ZM119 176V175H118ZM8 177H10V179L8 178ZM39 177L41 178V181H40V179H39ZM61 177V176H60ZM80 177V176H79ZM88 177V176H87ZM112 177H113V175H112ZM8 178V179H7ZM17 178V179H16ZM27 178H28V180L30 179V181L28 182V180H27ZM43 178V179H42ZM59 178V177H58ZM63 178V177H62ZM61 178V179H62ZM69 178V177H68ZM71 178V177H70ZM94 178V177H93ZM103 178H104V180H103ZM141 178V177H140ZM6 179L8 180V182L6 181ZM15 179H16V183H17V181L19 182L20 181V183L18 184V185H16V183H15ZM23 181H22V180ZM37 179V180H36ZM39 179V180H38ZM53 179V181L52 182H54L53 183V186H52V182L50 183V185L49 186H47L48 185V183L51 181ZM73 179V178H72ZM75 179V178H74ZM90 179V178H89ZM119 179V178H118ZM121 180H122V178H120ZM25 180V181H24ZM35 180H36V183H35ZM50 180V181H49ZM70 180V179H69ZM109 180V179H108ZM112 180V179H111ZM115 180L117 181V179L115 178ZM34 181V182H33ZM41 182V185H43V186H40L38 183H40ZM42 181H43V183H42ZM45 181H47V184H46V182ZM66 181H67V179H66ZM105 181V182H104ZM142 181V180H141ZM25 182H27V184L25 185V188H26V191L24 190V184H25ZM30 182H31V184H30ZM125 182V181H124ZM143 182V181H142ZM153 182V181H152ZM5 183V184H4ZM6 183H8V186H7V184ZM64 183V182H63ZM82 183V182H81ZM29 184V185H28ZM46 184V185H45ZM57 184V185H56ZM61 184V183H60ZM77 184V183H76ZM120 184H121V181H120ZM123 184V183H122ZM121 184V185H122ZM14 185V186H13ZM22 185H23V187H22ZM30 185L31 186H33L34 185V187H31L30 188ZM37 186V189H36V186ZM99 185H98V187H99ZM120 185V186H121ZM130 185V184H129ZM133 185V184H132ZM131 185V186H132ZM143 185H144V183H143ZM150 185V184H149ZM76 186V185H75ZM81 186H83V183H82V185ZM85 186H88V185H86V183H85ZM126 186H127V184H126ZM134 186H135V184H134ZM146 186H148L147 184H146ZM152 186V189H153V185H151ZM27 187H29V188H27ZM68 187V188H67ZM104 186L102 185V188H103ZM13 188V189H12ZM133 188V187H132ZM145 188V187H144ZM156 188V187H155ZM10 189H12L13 190V194H11V193H9V190ZM23 189V190H22ZM28 189H30V190H34V191H32V192H30ZM91 189H94V188H91ZM115 189V188H114ZM143 189V188H142ZM150 189H151V187H150ZM158 189V188H157ZM81 190V189H80ZM88 190H89V188H88ZM99 190H100V188H99ZM98 190V191H99ZM139 190H140V188H139ZM138 190V191H139ZM144 190V189H143ZM147 190H149L148 188H147ZM7 191H8V193H7ZM98 191L95 193L96 195H98V198H99V196H100V198L102 199V197H103V191L101 192V193H98ZM122 191V190H121ZM130 191V190H129ZM128 191V192H129ZM138 191H136V192H138ZM146 191V190H145ZM153 191V190H152ZM160 191V190H159ZM18 192V193H17ZM41 192V193H40ZM91 192L93 193V191L91 190ZM108 192V191H107ZM112 192V191H111ZM125 193L127 192V190H125L124 191ZM142 192V191H141ZM150 192V191H149ZM157 192H158V190H157ZM161 192H163L162 190H161ZM15 193H17L16 195H15ZM19 193L21 194L22 193V195H19ZM30 193H31V195H30ZM104 193H105V191H104ZM114 193V191L112 192V194ZM119 193H120V191H119ZM122 193V192H121ZM134 193H135V190H134ZM166 193V192H165ZM8 194L10 195V201H9V203H7L8 202V199H9V196H8ZM94 194V195H95ZM102 194V195H101ZM138 194L141 196V193H139L138 192ZM145 194V193H144ZM150 194V193H149ZM2 195H4L3 197H2ZM11 195H12V197H11ZM77 197H76V196ZM90 195V194H89ZM105 195V194H104ZM106 195H108V194H106ZM151 195V194H150ZM154 195V194H153ZM158 195H159V193H158ZM31 196V197H30ZM87 196V195H86ZM91 196H92V194H91ZM102 196V197H101ZM134 196V195H133ZM155 196H156V192H155ZM162 196V195H161ZM167 196H168V194H167ZM2 197V198H1ZM14 197V198H13ZM27 197V198H26ZM82 197H83V199H82ZM117 197V196H116ZM115 197V198H116ZM122 197H123V195H122ZM169 197V196H168ZM29 198V199H28ZM108 198H109V196H108ZM119 198V197H118ZM134 198H135V196H134ZM161 198H163V197H161ZM86 199V198H85ZM94 199H95V197H94ZM97 199V198H96ZM130 199V198H129ZM136 199V198H135ZM158 199V198H157ZM11 200H12V202H11ZM16 200V201H15ZM29 200V201H28ZM80 200H81V202H80ZM93 200V199H92ZM122 200V199H121ZM128 200V199H127ZM126 200V201H127ZM138 200H140V199H138ZM150 200H152L151 198H150ZM164 200V199H163ZM174 200H175V198H174ZM26 201V202H25ZM86 201V200H85ZM115 201V200H114ZM143 201H144V197H143ZM154 201H156V200H154ZM179 200H177L176 202H178ZM60 202V205H64L65 204V208H63V207H60V210L59 211H65L64 213H63V217H62V219L61 220H58L60 217L59 216H57V214L59 215V213H57V212H59V211H57L58 210V207H59V205H58V203ZM86 202H88V201H86ZM93 202H95L94 200H93ZM145 202V201H144ZM147 202V201H146ZM148 202H149V197H148ZM180 203H182L181 201H179ZM2 203L4 204V205H2ZM6 203V204H5ZM104 203H107V202H104ZM122 203H123V201H122ZM150 203V202H149ZM160 203H161V201H160ZM165 203V202H164ZM7 204H9V206H7V208L5 207ZM126 204V203H125ZM130 204V203H129ZM141 204V203H140ZM145 204V203H144ZM162 204V203H161ZM2 205V206H1ZM57 205V206H56ZM72 205V206H71ZM108 205H109V203H108ZM153 205V203L151 204V207H153L152 206ZM155 205H156V203H155ZM164 205V204H163ZM168 205H170L169 203H168ZM74 206V207H73ZM120 206V205H119ZM130 206H132V204L130 205ZM166 206V205H165ZM177 206H178V203H177ZM182 206H183V204H182ZM181 206V207H182ZM57 207V208H56ZM71 207H72V209H71ZM93 207V208H92ZM126 207H127V205H126ZM138 207V206H137ZM139 207H140V205H139ZM142 207V206H141ZM144 207V206H143ZM164 207V206H163ZM169 207V206H168ZM170 207H171V205H170ZM17 208L19 209V212H18V210H17ZM20 208H21V210H20ZM69 208V209H68ZM98 208H99V210H98ZM102 208L104 209V211H107V210H105L106 209V207H104V206H102ZM101 208V209H102ZM114 207H109V209H113ZM115 208H116V206H115ZM122 208V207H121ZM132 207H130V211H132L133 210V208L131 209ZM145 208V207H144ZM148 208H149V206H148ZM156 208V207H155ZM165 208V207H164ZM179 208V207H178ZM92 209V210H91ZM102 209V210H103ZM127 210H128V208H126ZM157 209V208H156ZM167 209V208H166ZM170 209V208H169ZM5 210V211H6ZM111 210H109V211H111ZM118 210V209H117ZM135 210V209H134ZM143 210V209H142ZM176 210V209H175ZM129 211V210H128ZM160 211V210H159ZM10 212V213H11ZM74 212V213H73ZM87 212V213H86ZM89 212V218H94V217H96V216H98V215H94L93 216V214H95V213H90ZM100 212H101V210H100ZM114 212V211H113ZM120 212V211H119ZM145 212V211H144ZM144 212H143V215H144ZM170 212V211H169ZM168 212V213H169ZM84 213H86V214H84ZM120 213H122V212H120ZM135 213H136V211H135ZM165 213V212H164ZM115 214V213H114ZM15 215V218H13V220H16V216ZM61 215V214H60ZM87 215V216H88ZM91 215H92V217H91ZM122 215H124V214H122ZM138 215H140V214H137V216ZM153 215V214H152ZM155 216H156V214H154ZM56 216V219L54 218ZM100 216H102V214L100 215ZM108 216V215H107ZM116 216V215H115ZM131 216H132V214H131ZM145 216V215H144ZM59 217V218H58ZM86 217V216H85ZM122 217V216H121ZM133 217V216H132ZM131 217V218H132ZM157 217V216H156ZM162 217V216H161ZM65 218H67L68 219V221H65ZM124 218V217H123ZM147 218H148V213H147ZM149 218H150V215H149ZM159 219H162V218H160V217H158ZM84 219V218H83ZM115 219V218H114ZM119 219H120V217H119ZM122 219V218H121ZM140 219L142 220V218L140 217ZM153 219V218H152ZM151 219V220H152ZM71 220V219H70ZM73 220V219H72ZM71 220V221H72ZM117 220V219H116ZM169 220V219H168ZM65 221V222H64ZM94 221V219L91 221V226H93V223H94V227L95 228H97V226L99 227V226H102L101 224H104L103 223V221H101L102 223H100V220H96L95 219V221H99V223L98 224H100V225H98L97 224V226H95L96 225V223L95 222H93ZM120 221V220H119ZM127 221H129L128 219H127ZM149 221V220H148ZM148 221H146V219H145V221H144V223L145 222H148ZM153 221V220H152ZM6 222H8V221H6ZM10 222H12V221H10ZM58 222V223H57ZM63 222V223H62ZM68 222H69V224H68ZM93 222V223H92ZM112 222H113V224H114V220L112 219V220H110L109 221V223H105V225H108V226H110L111 224H112ZM131 222V221H130ZM157 222H158V219H157ZM3 223V220L1 221V227H2V224ZM4 223H5V221H4ZM67 223V224H66ZM73 223H75V221H73L72 222V224ZM141 223H142V221H141ZM6 224V223H5ZM5 224L3 225V227L5 226ZM8 224H9V222H8ZM63 224H66V226H64L66 229H64V228H62L63 227ZM77 224V223H76ZM86 224H88V223H86ZM86 224H82V229H83V231L85 230H87L86 232H84L86 235H87V232L88 231H91V230H89L88 228H86ZM112 224V225H113ZM125 224H126V222H125ZM125 224H124V226H125ZM128 224V223H127ZM149 224H151V226L153 225V222H149ZM167 224H168V222H167ZM14 225H15V227H14ZM59 225H60V227H59ZM81 225V224H80ZM80 225H78V227L77 228H79V226ZM89 225H90V223H89ZM157 225H158V223H157ZM162 225V224H161ZM18 226H20V228H17ZM85 226V229L83 228ZM145 225L143 224V227H144ZM150 226V225H149ZM164 226H165V222H164ZM168 226V225H167ZM166 226V227H167ZM6 227H7V225H6ZM59 227V228H58ZM105 227V226H104ZM134 227H135V224H134ZM146 227V226H145ZM159 227V226H158ZM165 227V228H166ZM22 228H24V229H22ZM112 228H114V227H112ZM130 228H131V226H130ZM154 226H153V231H154ZM157 228V227H156ZM20 230V232H19V230ZM58 229H59V231H58ZM64 229V230H63ZM80 229V228H79ZM126 229V228H125ZM132 229V228H131ZM141 230H142V228H140ZM145 229H148L147 227L146 228H143V230L145 231ZM167 229H168V227H167ZM13 230H15V232H13ZM81 230V229H80ZM94 229L92 228V231H93ZM96 230H98V228L96 229ZM58 231V232H57ZM62 231H64V232H62ZM112 231V230H111ZM116 231V230H115ZM137 231H138V229H137ZM136 231V232H137ZM149 231H150V229H149ZM148 231V232H149ZM152 231V232H153ZM157 231V230H156ZM158 231H160V227H159V230ZM158 231H157V236H159V234H158ZM161 231H162V229H161ZM18 233V234H16L15 235V233ZM62 232V233H61ZM94 232V231H93ZM130 232V231H129ZM143 232V231H142ZM148 232H146L145 231V233L147 234ZM152 232H151V234H152ZM64 233V234H63ZM73 233V232H72ZM84 233H83V235H82V237L84 236ZM92 233V232H91ZM91 233H89L88 232V234L90 235H87V236H89L90 237V240L92 239V236L94 235H92L91 236ZM103 233H105L104 231H103ZM114 233V232H113ZM133 233V232H132ZM135 233V232H134ZM3 234H4V236H6L7 238H4V236H3ZM78 235H79V233H77ZM98 234V233H97ZM96 233H95V235H97ZM122 234H124V233H122ZM126 234V233H125ZM136 234V233H135ZM150 234V235H151ZM153 234H155V232L153 233ZM166 234V233H165ZM99 235L102 237V238H104L105 237V235H103V234H100L99 233ZM138 235V234H137ZM148 235H149V233H148ZM156 235V234H155ZM143 236L144 237H146V235H144L143 234ZM72 237H73V235H72ZM79 237V236H78ZM94 237V236H93ZM111 237V236H110ZM116 237V236H115ZM123 237V236H122ZM134 237H135V235H134ZM139 238L141 237V234L139 233V236H138ZM155 237V236H154ZM73 238H75V237H73ZM84 238H85V236H84ZM83 238V239H84ZM88 238V237H87ZM105 238H107V237H105ZM104 238V239H105ZM120 238H121V236H120ZM151 238L154 240V238H153V236H151ZM151 238H149L148 237V239H149V241H150V239ZM4 239H6V240H4ZM11 239V240H10ZM86 239V238H85ZM85 239H84V241H85ZM94 239H96V238H93V240ZM112 239H114L113 237H111V241H112ZM118 239V238H117ZM146 239V238H145ZM74 240H76V239H74ZM79 239H77V241H78ZM87 240L88 239H86V241H85V243H87ZM89 240V241H90ZM97 240H98V238H97ZM110 240V239H109ZM126 240V239H125ZM136 241V239L135 238H133V241ZM140 240V239H139ZM138 240V241H139ZM147 240V239H146ZM17 241V242H16ZM92 241V240H91ZM96 241V240H95ZM99 241H100V239H99ZM101 241H103V240H101ZM107 241H108V239H107ZM118 241V240H117ZM163 242H162V244H161V247H162V245H165L164 244V240H162ZM167 241V240H166ZM165 241V242H166ZM12 242V243H13ZM83 242V241H82ZM94 242V241H93ZM113 242V241H112ZM130 242H131V239H130ZM155 242H157V241H155ZM71 244V242H68V244ZM89 243V242H88ZM108 243H109V241H108ZM133 243V242H132ZM135 243V242H134ZM133 243V244H134ZM158 243H159V241H158ZM157 243V244H158ZM167 243V242H166ZM15 244V245H16ZM90 244V243H89ZM107 244V243H106ZM152 244H153V242H152ZM80 245V244H79ZM93 245V244H92ZM111 245H112V243H111ZM124 244H122V246H123ZM137 245H138V243H137ZM154 245V247H156V245L155 244H153ZM159 245H160V243H159ZM63 246H64V244H63ZM83 245L81 244V246H79V247H82ZM116 246V245H115ZM119 246H120V244H119ZM125 246H126V244H125ZM133 246V245H132ZM132 246H131V250H133L134 251V247L135 246H133V248H132ZM3 246L1 245V248L0 249H2V250H0V254H1V251H4L5 250V252L4 253H6V251H7V254H8V250H9V252L11 253V246L9 245V248H8V250H7V248L5 249V247H3L4 248V250H3V248H2ZM78 247V246H77ZM106 247H107V245H106ZM109 247H110V243H109ZM129 248H130V246H128ZM143 247V246H142ZM142 247L139 249L140 250V252H139V256L141 255L140 253H141V249H142ZM149 247H150V243H149ZM64 248V247H63ZM66 248V247H65ZM71 248V247H70ZM83 248V247H82ZM108 248V247H107ZM137 248H139V246L137 247ZM45 249V250H44ZM61 249H62V247H61ZM84 249H86V248H84ZM92 249V248H91ZM91 249L90 250H88L89 252L91 251ZM135 249H136V247H135ZM145 249V248H144ZM149 249V248H148ZM18 250V249H17ZM16 250V251H17ZM76 249H74V251H75ZM97 250V249H96ZM95 250V251H96ZM103 250V249H102ZM113 250H115L114 248H113ZM113 250H112V252H113ZM125 250V249H124ZM143 250V249H142ZM151 250V249H150ZM19 251V250H18ZM18 251H17V254H20L21 255V252H19L18 253ZM49 251H51V254H50V252L48 253ZM77 251V250H76ZM80 251H82V250H80ZM94 251V250H93ZM93 251H91V252H93ZM101 250H99V252H100ZM110 251V250H109ZM128 251H129V249H128ZM145 251V250H144ZM47 252V253H46ZM72 252V251H71ZM89 252H87L88 254H89ZM131 252V251H130ZM134 252H136V251H134ZM146 252V251H145ZM74 254H75V252H73ZM73 253H71V254H73ZM85 253V252H84ZM83 253V254H84ZM114 253V252H113ZM123 253V252H122ZM132 253V252H131ZM144 253V252H143ZM150 253V252H149ZM15 253H13V255H14ZM24 254V253H23ZM23 254H22V256H23ZM101 254H102V251H101ZM108 254H110V252H108L107 253V255ZM119 254V253H118ZM124 254V253H123ZM148 254V253H147ZM147 254H145V255H147ZM60 255H61V258H62V253L60 252ZM76 255V254H75ZM79 255V254H78ZM77 255V256H78ZM115 255V254H114ZM120 255H121V253H120ZM15 256H16V254H15ZM58 256H59V253H58ZM57 256V257H58ZM116 256V255H115ZM124 256H125V254H124ZM133 256V255H132ZM139 256H137L136 258H135V260L139 257ZM2 257V256H1ZM1 257H0V259H1ZM3 257H4V255H3ZM7 256H5V258H6ZM17 257V256H16ZM42 257V256H41ZM60 257V256H59ZM73 257H74V255H73ZM80 257H81V255H80ZM79 257V258H80ZM109 257H111V255L109 256ZM117 257H118V255H117ZM142 257V256H141ZM64 258H65V256H63V260H64ZM71 258V257H70ZM83 258V257H82ZM107 258H108V256H107ZM115 257L113 256V259H114ZM123 258V257H122ZM21 259V258H20ZM84 259V258H83ZM101 259V258H100ZM112 259V260H113ZM128 259V258H127ZM126 259V260H127ZM56 260V261H55ZM63 260H62V262H63ZM70 260V259H69ZM80 260V259H79ZM115 260H117V258H115ZM123 260V259H122ZM137 260H139V259H137ZM60 261V260H59ZM71 261H72V259H71ZM84 261H85V259H84ZM88 261H89V259H88ZM103 261V260H102ZM107 261H108V263H109V260L107 259ZM125 261V260H124ZM27 262V261H26ZM46 262V263H47ZM61 262V263H62ZM81 262H82V264H84L83 263V260H80V261H78V264L80 263L81 264ZM86 262H87V260H86ZM100 262V261H99ZM111 262V261H110ZM114 262V261H113ZM29 263V262H28ZM27 263V264H28ZM43 263V262H42ZM47 263V264H48ZM75 262H73L72 264H74ZM130 263H131V261H130ZM30 264V263H29ZM43 264H45V262L43 263ZM63 264V263H62ZM67 264H68V260H67ZM85 264H87V263H85ZM89 264V263H88ZM109 264H111V263H109ZM136 264H137V262H136ZM138 264H139V262H138Z\"/></svg>",
	"mask_w": 264,
	"mask_h": 264
}]
</instances>
